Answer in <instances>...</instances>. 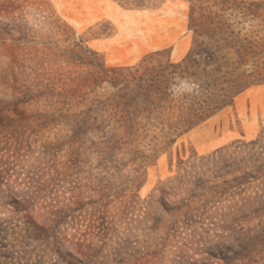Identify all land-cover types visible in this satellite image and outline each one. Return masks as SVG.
Returning <instances> with one entry per match:
<instances>
[{"label":"rangeland","instance_id":"obj_1","mask_svg":"<svg viewBox=\"0 0 264 264\" xmlns=\"http://www.w3.org/2000/svg\"><path fill=\"white\" fill-rule=\"evenodd\" d=\"M0 264H264V0H0Z\"/></svg>","mask_w":264,"mask_h":264},{"label":"trees","instance_id":"obj_2","mask_svg":"<svg viewBox=\"0 0 264 264\" xmlns=\"http://www.w3.org/2000/svg\"><path fill=\"white\" fill-rule=\"evenodd\" d=\"M158 80L155 77L147 79L146 76H142L138 80H135L136 85L133 90L128 91L130 87H126L121 90L123 93L115 96L117 98L116 108H122L123 112L130 117L129 129L134 128L135 120L139 119L141 114L151 116L155 113L161 116L163 112L169 111L171 115L169 120L176 118L177 121L175 124H172L171 121L168 122L167 127L169 132L189 131L193 127L205 122L210 113L213 112L211 109L207 110V105H200L198 108L179 109V114L175 116V108L172 107V103L166 98V88L159 85ZM141 108L143 109V113L140 110ZM164 124L165 121L161 120L163 131L165 129Z\"/></svg>","mask_w":264,"mask_h":264},{"label":"clouds","instance_id":"obj_3","mask_svg":"<svg viewBox=\"0 0 264 264\" xmlns=\"http://www.w3.org/2000/svg\"><path fill=\"white\" fill-rule=\"evenodd\" d=\"M181 91H177L175 86L170 87V94L173 97L184 96V95H193L198 91V85L195 83H190L187 79H181Z\"/></svg>","mask_w":264,"mask_h":264}]
</instances>
